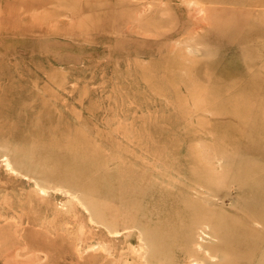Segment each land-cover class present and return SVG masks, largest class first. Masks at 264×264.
<instances>
[{"label": "rangeland", "instance_id": "obj_1", "mask_svg": "<svg viewBox=\"0 0 264 264\" xmlns=\"http://www.w3.org/2000/svg\"><path fill=\"white\" fill-rule=\"evenodd\" d=\"M263 10L0 0V264L185 261L172 256L180 237L152 236V215L116 210L114 188L139 181L221 217L205 228L212 257L197 264H264V137L219 112L231 97L264 119Z\"/></svg>", "mask_w": 264, "mask_h": 264}, {"label": "bare ground", "instance_id": "obj_2", "mask_svg": "<svg viewBox=\"0 0 264 264\" xmlns=\"http://www.w3.org/2000/svg\"><path fill=\"white\" fill-rule=\"evenodd\" d=\"M61 9V8H60ZM251 9V8H250ZM249 10V9H248ZM253 10V9H252ZM254 11V10H253ZM262 11V10H261ZM264 11V10H263ZM264 13V12H263ZM252 14V13H251ZM264 15V14H262ZM255 18V17H254ZM263 18V17H262ZM250 31H259L257 29H252ZM262 31V30H261ZM262 49V48H261ZM258 62V61H257ZM261 62L258 64L260 65ZM262 67V66H261ZM264 67V65H263ZM258 68V67H256ZM262 69V68H261ZM264 71V68L262 69ZM251 71V69H250ZM255 71H259L258 69H256ZM263 76V75H262ZM263 79V78H262ZM261 82V81H260ZM260 84V83H259ZM253 88V87H252ZM229 90V89H228ZM227 90V91H228ZM203 92V90H202ZM226 94V93H225ZM222 96V95H221ZM227 99V98H226ZM225 99V100H226ZM199 100V99H198ZM236 101L235 103H233L234 105H232L231 103L229 105H231L233 107V110L231 111V109L228 107H226L225 109L220 108L221 110L219 112H224V113H230L231 115L233 114V118L234 115L238 118H243L247 121H249V129H250V137H253V135L255 134V132L259 133V135L261 134V138L264 137V119H257L259 118V116L257 115V111L254 110V108L252 107V104H243V102H240L242 104L239 103V101H237V99H234L230 97L229 101ZM228 101V102H229ZM263 103H264V98L262 99ZM227 102V100H226ZM230 106V107H231ZM224 108V107H223ZM260 108V107H258ZM264 108V107H263ZM262 108V109H263ZM261 110V109H260ZM199 111V110H198ZM209 111V110H208ZM215 111V110H214ZM262 111V110H261ZM218 112V113H219ZM263 112V111H262ZM260 113V112H259ZM228 114V116L230 115ZM221 115V114H220ZM260 115V114H259ZM226 117V116H225ZM262 117V116H260ZM231 118V117H230ZM233 120V119H232ZM244 121V120H243ZM245 122V121H244ZM235 123V122H234ZM238 124V122H237ZM245 124V123H244ZM247 124V123H246ZM246 124L244 127H246ZM235 126V125H234ZM237 126V125H236ZM240 127V126H239ZM243 128H240L243 131ZM236 129V128H235ZM238 129V128H237ZM238 129V130H240ZM245 130V129H244ZM240 131H238L237 133L239 134ZM236 133V131H235ZM241 133V132H240ZM242 134V133H241ZM223 135V134H222ZM243 136V135H242ZM225 137V135H224ZM240 137V136H239ZM236 138V137H235ZM242 138V137H241ZM219 139V138H218ZM225 139V138H224ZM223 140H218V142ZM229 141V140H228ZM227 141V142H228ZM226 142V141H225ZM233 142V141H232ZM231 142V143H232ZM259 142V141H258ZM224 143V142H223ZM221 144H219L220 147ZM217 147V146H216ZM211 148V147H210ZM221 148V147H220ZM213 149V148H212ZM219 149V148H218ZM229 150V149H228ZM237 151V150H236ZM235 151V152H236ZM212 152H214L212 150ZM219 152V150H218ZM217 152V154H218ZM164 154V153H163ZM162 155V154H161ZM171 155V154H170ZM176 155V154H175ZM190 155V154H189ZM186 156V155H185ZM191 156V155H190ZM195 157V156H194ZM192 158V157H191ZM196 158V157H195ZM201 158V157H200ZM185 158H183L184 161ZM198 159V158H197ZM146 160V159H145ZM194 160V159H193ZM182 162V161H181ZM195 162V161H194ZM163 163V162H162ZM176 163V162H175ZM184 163V162H183ZM187 163V162H185ZM221 163V162H220ZM224 163V162H223ZM114 164V163H113ZM116 164V163H115ZM181 165V163H179ZM178 164V165H179ZM199 164V162L197 163ZM159 165V164H158ZM163 165V164H162ZM184 165V164H183ZM196 165V164H195ZM200 165V164H199ZM220 165V164H219ZM170 166V165H169ZM162 167V166H161ZM178 167V166H177ZM176 167V168H177ZM155 168V167H154ZM166 168V167H165ZM171 168V167H170ZM187 168V167H186ZM185 168V169H186ZM219 168V167H218ZM108 169V168H107ZM168 169V168H166ZM179 169V168H178ZM221 169V168H220ZM226 169V168H225ZM245 169V168H244ZM160 170V169H159ZM182 170V169H181ZM222 170V169H221ZM116 171V170H115ZM211 171V169L209 170ZM216 171H218L216 169ZM230 171V170H229ZM228 171V172H229ZM245 171V170H244ZM182 172V171H181ZM187 172V171H186ZM189 172V171H188ZM212 172V171H211ZM214 172V171H213ZM221 172V171H220ZM225 172V171H224ZM219 174V173H218ZM179 175V174H178ZM186 175V174H185ZM190 175V174H188ZM195 175V174H194ZM250 177H252V174ZM248 175V176H249ZM164 176V175H163ZM217 176V175H216ZM221 176V175H220ZM127 177V176H126ZM125 177V178H126ZM152 177V176H151ZM154 177V176H153ZM179 177V176H178ZM192 177H195L192 175ZM226 177V176H225ZM122 178V176H121ZM143 178L144 175H143ZM163 178V177H162ZM127 179V178H126ZM138 179V178H137ZM117 180V179H116ZM168 180V179H167ZM193 180H195V178H193ZM215 180H217L215 178ZM124 181V180H123ZM116 182V181H115ZM154 182V181H153ZM161 182V181H160ZM215 184H218L219 181H215ZM127 183V182H126ZM157 183H153L151 184L150 181L149 182H140L139 183H129L125 186H117L116 189L114 188V192L113 193V198L115 199H119L122 202L123 208L121 209L118 208L116 209L117 211H119L123 216L124 219H127L129 221H135L136 219H138L140 216H150L152 215L154 217V220L152 221L153 225H154V230L155 232L152 234V236H155L159 238V236H163V243L169 241L168 243L174 242L175 239H177V237H180V239H182V244H173L172 243V249H173V255H175V253H183L184 257L186 258L185 261L178 263L176 262V259H174L173 257L168 258L164 264H197L196 259L198 258L197 256H200V253H202V251H204V253H206L207 255H209L210 257H212L211 255V248L210 245H208V242L204 241L206 236L211 233V231L209 232L206 231L205 228L208 227V223L213 222L216 218L220 219L219 216L211 221L213 218L212 216H210L208 214V212L201 207V205L199 204H195L193 203V201L187 202V201H176L173 200V195H171V199L169 198V196L167 198L164 199V196L166 197L167 195V191L164 192V196L162 197V195H160L158 193V189L155 185ZM163 185V184H162ZM161 185V188H163ZM102 186V185H101ZM115 187V186H114ZM159 187V185H158ZM184 187V186H182ZM199 187V186H198ZM113 188V187H112ZM166 188V187H165ZM173 188V187H171ZM214 188H216L214 186ZM219 188V187H217ZM184 189H186L184 187ZM189 189V188H188ZM201 189V187L199 188ZM81 190V189H80ZM171 190V189H170ZM169 190V191H170ZM84 191V190H83ZM105 191V190H104ZM174 191V190H173ZM188 191H191L188 190ZM194 192V191H193ZM202 193V192H201ZM82 194V193H81ZM166 194V195H165ZM169 194V193H168ZM174 194V192H173ZM170 195V194H169ZM98 196V195H97ZM106 196V194H105ZM175 196V195H174ZM111 197V196H110ZM104 198V197H103ZM225 198V197H224ZM106 199V198H105ZM137 200V201H135ZM147 201L150 203V207H146L144 202ZM189 201V200H188ZM139 202V203H136ZM143 202V203H142ZM121 205V206H122ZM149 205V204H148ZM89 207V205H88ZM165 211H161L162 209ZM121 216V217H123ZM142 219V218H141ZM153 219V218H152ZM181 219L183 221V224L180 225H176L175 222H178L176 220ZM90 220V218H89ZM147 220V218H146ZM217 220V219H216ZM262 221L264 222L263 218ZM91 222V221H90ZM220 222V221H218ZM95 223V222H94ZM214 223V222H213ZM151 224V223H150ZM178 224V223H177ZM180 224V222H179ZM215 224V223H214ZM135 225V223H134ZM212 225V224H211ZM149 226V225H148ZM220 223H217L215 228H219ZM104 227V226H103ZM120 227V226H119ZM127 227V226H126ZM142 227V226H141ZM133 228V227H132ZM150 228V226H149ZM221 228V227H220ZM130 229V228H129ZM136 229V228H135ZM222 229V228H221ZM128 230V229H125ZM218 233H219V229H215ZM110 231H114L111 230ZM122 231V230H121ZM209 232V233H208ZM96 233V232H95ZM114 233V232H113ZM149 233V232H148ZM110 234V233H109ZM120 234V233H119ZM148 235V234H147ZM119 236V235H118ZM141 237V236H140ZM138 237V238H140ZM151 237V236H150ZM263 237V236H262ZM143 238V236H142ZM264 238V237H263ZM179 239V240H180ZM199 239L203 240V241H199ZM124 240V239H123ZM139 241V240H138ZM112 242V241H111ZM140 242V241H139ZM180 242V241H179ZM197 245H195V244ZM127 245V244H126ZM127 247V246H126ZM171 249V248H170ZM169 256H171V254H169ZM214 258V257H213ZM216 258V257H215ZM153 258H151L152 260ZM178 259V258H177ZM198 260V259H197ZM201 264V262H198Z\"/></svg>", "mask_w": 264, "mask_h": 264}]
</instances>
